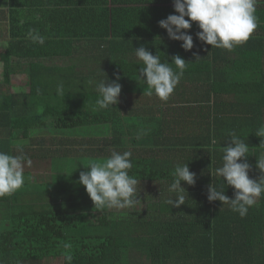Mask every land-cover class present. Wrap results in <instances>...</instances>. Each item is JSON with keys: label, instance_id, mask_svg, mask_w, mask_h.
Wrapping results in <instances>:
<instances>
[{"label": "trees", "instance_id": "trees-1", "mask_svg": "<svg viewBox=\"0 0 264 264\" xmlns=\"http://www.w3.org/2000/svg\"><path fill=\"white\" fill-rule=\"evenodd\" d=\"M8 2L9 33H0V151L21 154L19 147L31 161L50 162L52 176L43 190L26 182L0 197V264H67L65 243L72 264H264V195L243 218L208 200L212 184L234 199V187L215 175L229 133L249 145V177L264 175L256 167L264 144L255 135L264 125V0L247 42L212 48L192 22L184 30L194 39L190 51L159 26L179 14L174 0ZM33 29L43 45L27 38ZM141 46L162 61L179 55L187 62L166 102L149 95L141 79L143 62L134 54ZM14 76H25L27 93H13ZM117 76L119 103L99 109L96 85ZM112 151L132 152L129 175L140 181L132 208L97 209L79 183L90 162ZM177 164L196 174L194 185L182 182L188 194L180 208L166 202L175 198L168 187Z\"/></svg>", "mask_w": 264, "mask_h": 264}, {"label": "clouds", "instance_id": "clouds-1", "mask_svg": "<svg viewBox=\"0 0 264 264\" xmlns=\"http://www.w3.org/2000/svg\"><path fill=\"white\" fill-rule=\"evenodd\" d=\"M257 3L258 0H174V10L179 14H170L166 19L159 21V26L167 30L170 39L182 41V48L190 51L194 47V39L184 30H190L192 22H198L201 31L197 32L196 36L201 43L211 45L212 48L232 50L234 46L247 42L258 27L255 14ZM27 38L34 44L45 43V38L39 30H29ZM134 54L143 62L139 72L141 79L148 86V94L152 95L154 91L161 101L166 102L180 83L187 62L179 55L172 57L171 63L168 60L162 61L159 55L154 56L143 46L135 49ZM173 64L175 68L172 67ZM119 79L117 76L116 81L111 83H107L108 80L98 82L96 88L100 98L97 99L96 105L99 109H107L119 103L122 91ZM63 89V83L57 85L58 94L62 95ZM255 135L262 138L261 144H264V125ZM229 138L231 143L223 147V164L215 169V175L223 177L227 186L234 187V199H230L222 188L212 184L209 185L208 200L228 204L233 212L243 218L248 214L249 208L256 204L257 199L264 195V175H261L259 180L249 177V145L234 132L229 133ZM212 143L215 144V140ZM17 152L21 154L12 155L0 151V197L15 193L25 184V162L30 167L32 161L22 154L21 148L18 147ZM131 157L130 151H112L105 160L90 162L86 166L90 170L80 173L79 183L86 188L95 208L125 209L139 203L140 191L137 186L140 181L129 175L133 166ZM256 167L264 173V155L257 157ZM172 177L168 192L174 194L175 198L166 202L172 207L180 208L185 204L187 193L182 187V182L194 185L196 174L190 171L188 164H177ZM63 248L67 264H72L71 245L65 243Z\"/></svg>", "mask_w": 264, "mask_h": 264}, {"label": "rangeland", "instance_id": "rangeland-1", "mask_svg": "<svg viewBox=\"0 0 264 264\" xmlns=\"http://www.w3.org/2000/svg\"><path fill=\"white\" fill-rule=\"evenodd\" d=\"M0 76H1V70H0ZM22 80H24V76H16L14 77L13 81V91L16 92L17 89H20L22 91ZM18 91V92H20ZM108 129L103 128L101 130V133H106ZM50 162L44 163L42 161H32L31 166L29 167L27 164L24 166V173L30 174V176H26V179L30 177V180L27 179L26 181L29 183V187L31 191H34L36 188L40 187L41 190L45 189V185H49L51 180V168H50ZM39 179V180H38ZM48 181L49 183H41L42 181ZM31 184V185H30ZM43 264H63V261L61 259H48L43 262Z\"/></svg>", "mask_w": 264, "mask_h": 264}, {"label": "crops", "instance_id": "crops-1", "mask_svg": "<svg viewBox=\"0 0 264 264\" xmlns=\"http://www.w3.org/2000/svg\"><path fill=\"white\" fill-rule=\"evenodd\" d=\"M0 10H5V13H6V14H4V13H1V11H0V33L3 34V36H4V33L5 34L9 33V13H8V11H10V7H9L8 0H0ZM0 67H1V65H0ZM14 77H16V76H14ZM14 77H13V81H14ZM13 81H12V85H11L12 89H13ZM22 89H23L22 91H20V92L16 91V92L27 93L28 87H27V84L25 81V76H24V80H22ZM13 93H15V92L13 91ZM25 164H27V163L25 162ZM27 175L30 176V174H25V176H27ZM26 182L27 181H25V183ZM51 259H53V258H51Z\"/></svg>", "mask_w": 264, "mask_h": 264}]
</instances>
